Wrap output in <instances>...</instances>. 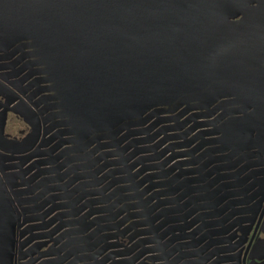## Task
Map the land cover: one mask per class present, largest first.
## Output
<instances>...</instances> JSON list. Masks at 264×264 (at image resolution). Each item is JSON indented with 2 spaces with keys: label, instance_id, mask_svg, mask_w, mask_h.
Wrapping results in <instances>:
<instances>
[{
  "label": "water",
  "instance_id": "1",
  "mask_svg": "<svg viewBox=\"0 0 264 264\" xmlns=\"http://www.w3.org/2000/svg\"><path fill=\"white\" fill-rule=\"evenodd\" d=\"M0 61L33 78L37 113H14L66 136L75 177L62 188L89 196L96 154V208L78 219L29 206L34 189L15 191L2 172L0 264L25 259L17 229L44 230L53 210L69 219L40 263L219 264L201 261L225 243L211 228L247 221L264 166V0H0Z\"/></svg>",
  "mask_w": 264,
  "mask_h": 264
},
{
  "label": "flooded vegetation",
  "instance_id": "2",
  "mask_svg": "<svg viewBox=\"0 0 264 264\" xmlns=\"http://www.w3.org/2000/svg\"><path fill=\"white\" fill-rule=\"evenodd\" d=\"M18 67H12L11 61H0V176L2 177L3 173L6 174L10 183L15 185L13 188L15 191L21 192L34 189L29 193V196L27 195L28 198H31L28 205L33 208L42 207L43 211L46 212L52 207L66 205L67 210L65 209L64 212L68 214H70L71 209L72 212L81 209L77 219L85 216L88 212L90 214L96 208V196L94 194L96 154L90 157V164L92 165L89 169L88 178L90 195L86 197L82 193V189L78 192L73 191L74 185L62 188L65 182L75 177L72 162L62 163L64 162L63 156L67 155H62L61 150L69 146H63L62 144L66 136L60 135L59 130H62V128H53V123L44 121L41 116H36L32 121V125H30L14 113V111H21L27 107L35 114L37 113L32 105L34 99H32V102L28 100L35 89L32 84L33 78L23 79L25 72L18 74ZM182 141V139L178 140V142ZM160 150L161 148H158L156 152ZM35 154L40 156H35ZM161 161L159 160L155 164H160ZM61 165L64 167L62 168ZM170 165H167V167ZM193 167L196 166L189 168ZM208 169L202 172V185H205L204 173ZM257 170L260 171L255 179L260 186H256L250 192L249 209L241 216V219L247 221L235 226L226 235L223 234L222 224L211 228L215 233L214 241L224 240L225 243L202 251L201 261L212 253L213 260H219V264H264V166L259 167ZM157 171L159 172V169ZM79 173H84V171H79ZM176 173L177 170L172 175L174 176ZM213 178V175L209 177V179ZM184 202L186 201L182 200L179 204ZM221 205L217 206V212ZM62 212L53 210L46 217L44 216L40 223H36L46 227L44 230H34L31 224L17 229V255L23 256L25 259L19 260L17 258L14 264H45L40 263L42 259L37 260L36 258L52 251V240L61 232L53 233L54 227L61 220L69 219V217L61 219L62 216L58 214ZM201 214H207V210H201ZM31 216L36 217L34 214H31ZM95 217L96 215L92 214L86 221L90 222ZM236 218L234 217V219ZM51 219H55L54 223L48 225ZM218 219L221 220L222 217L213 218L214 221ZM179 225L183 224L180 223ZM227 226L229 224L224 228ZM211 229L206 228L202 232L207 233L206 231ZM175 233L184 236L189 231H186V233L176 231ZM206 243L207 240L202 242L200 246H205ZM125 246L128 247L127 239L119 238L118 243H116L117 250L124 251ZM139 250L140 248L131 255H135ZM226 250L232 252L226 254L224 252ZM135 264H138V262H135ZM146 264L150 263L147 262Z\"/></svg>",
  "mask_w": 264,
  "mask_h": 264
},
{
  "label": "rangeland",
  "instance_id": "3",
  "mask_svg": "<svg viewBox=\"0 0 264 264\" xmlns=\"http://www.w3.org/2000/svg\"><path fill=\"white\" fill-rule=\"evenodd\" d=\"M153 132H154V130L151 131L150 134H152ZM152 145H154V143L149 144V146H152ZM160 148H162V147H160Z\"/></svg>",
  "mask_w": 264,
  "mask_h": 264
}]
</instances>
